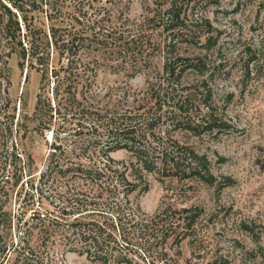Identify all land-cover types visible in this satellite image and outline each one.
<instances>
[{
	"label": "trees",
	"instance_id": "trees-1",
	"mask_svg": "<svg viewBox=\"0 0 264 264\" xmlns=\"http://www.w3.org/2000/svg\"><path fill=\"white\" fill-rule=\"evenodd\" d=\"M90 1L0 0V118L8 113V66L17 56L22 72L40 74L32 119L52 134L37 187L34 180L24 181V169L19 171L15 184L21 190L30 185L24 200L26 212L33 215L24 231V219L18 218L17 241L11 246L2 231L11 189L0 183V264H62L50 253L49 245L58 240L67 251L103 264H179L185 241L202 261L192 257L184 264H264L259 240L255 248L235 241L231 255L202 253L205 211L200 206H165L149 216L132 201L135 193L149 190L147 174L163 183L227 186L217 183L206 156L177 137L215 125L210 113L206 120L202 116L211 103L204 57L179 51L180 44H198L203 38L201 23H187L189 2L163 0L166 8L160 6L144 20L153 24L149 32L144 22L134 28L128 14L131 0H93L100 4L93 13L78 11ZM156 31L162 36L159 43L153 41ZM212 40L206 43L211 46ZM118 52L128 65L134 61L148 67L157 53L164 60L162 72L149 77L146 92L133 97L139 103L135 111L119 104L128 103V97L108 92L101 98L94 91L102 63L99 57L83 58L96 53L94 57L112 62ZM54 123L58 129L51 130ZM118 151H127L130 160H115L112 154ZM242 230L254 232L250 222H243Z\"/></svg>",
	"mask_w": 264,
	"mask_h": 264
},
{
	"label": "rangeland",
	"instance_id": "rangeland-1",
	"mask_svg": "<svg viewBox=\"0 0 264 264\" xmlns=\"http://www.w3.org/2000/svg\"><path fill=\"white\" fill-rule=\"evenodd\" d=\"M162 1L131 0L128 14L135 22L134 28L144 22L145 30L150 32L153 24L144 20L160 9ZM184 1L190 4L187 23H201L203 38L198 44H180L179 51L184 55L204 57L211 103L209 109H202V116L206 120L210 113L215 125L197 134L178 133L177 137L206 156L217 183L227 186L219 189L218 185L189 180L163 183L157 176L147 174L149 190L142 195L135 193L132 201L149 216L165 206L178 209L192 205L202 207L205 213L200 227L206 239L202 253L231 255L235 241L248 248H255L256 240L264 245V0ZM99 6V2L92 0L90 4L79 6L78 11L93 13ZM165 8L164 5L162 9ZM40 19L45 21L43 16ZM152 36L157 43L162 39L157 31ZM206 38L213 39L211 46L206 43ZM95 54L83 57L85 61L99 57L102 63L97 71L94 91L99 92L101 98L108 92L128 97V103L119 104L137 110L139 103H133L132 99L140 98L146 92L150 76L162 72V55L157 53L151 65L146 67L134 61L128 65L119 52L112 62L103 60L99 54L94 57ZM18 63L17 56L9 61L10 104L7 115L0 118V183L11 189L2 226L9 246L17 241L18 218L24 219L20 224L24 231L28 224L26 220L33 215L32 211L26 212L24 200L30 185L26 184L25 190H21L20 185L15 184L19 171L24 169V181L34 180L37 187L38 174L46 166L52 142L51 132L38 129L39 124L32 119L40 74L28 69L22 72ZM27 73L29 78L26 81ZM54 129H58L56 123L51 125V130ZM16 155L22 156L20 161L16 160ZM112 156L117 161L130 160L127 151L114 152ZM243 222H250L253 234L242 230ZM35 237L38 236L34 235L33 242L37 243ZM49 247L58 263L103 264L86 255L67 251L59 240ZM180 250L183 255L179 264L192 257L202 261L198 256L200 252L194 257L193 248L187 241ZM157 251L154 248L153 252ZM9 256L13 259V250ZM156 264L163 262L157 261Z\"/></svg>",
	"mask_w": 264,
	"mask_h": 264
}]
</instances>
